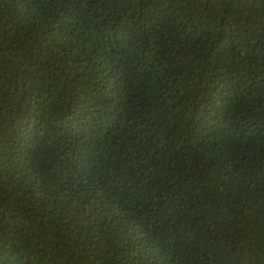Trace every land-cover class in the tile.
Instances as JSON below:
<instances>
[{
	"label": "trees",
	"instance_id": "trees-1",
	"mask_svg": "<svg viewBox=\"0 0 264 264\" xmlns=\"http://www.w3.org/2000/svg\"><path fill=\"white\" fill-rule=\"evenodd\" d=\"M0 264H264V0H0Z\"/></svg>",
	"mask_w": 264,
	"mask_h": 264
}]
</instances>
